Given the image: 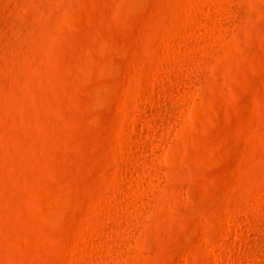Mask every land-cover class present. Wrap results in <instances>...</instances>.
<instances>
[{
    "label": "rangeland",
    "instance_id": "obj_1",
    "mask_svg": "<svg viewBox=\"0 0 264 264\" xmlns=\"http://www.w3.org/2000/svg\"><path fill=\"white\" fill-rule=\"evenodd\" d=\"M0 264H264V0H0Z\"/></svg>",
    "mask_w": 264,
    "mask_h": 264
},
{
    "label": "bare ground",
    "instance_id": "obj_2",
    "mask_svg": "<svg viewBox=\"0 0 264 264\" xmlns=\"http://www.w3.org/2000/svg\"><path fill=\"white\" fill-rule=\"evenodd\" d=\"M236 174H237V175H239V174H240V172H238V171H237V173H236Z\"/></svg>",
    "mask_w": 264,
    "mask_h": 264
}]
</instances>
